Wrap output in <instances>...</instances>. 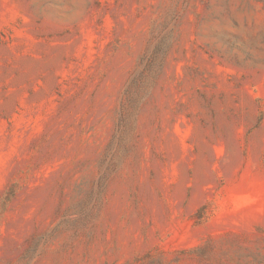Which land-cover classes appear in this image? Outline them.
<instances>
[{"label":"rangeland","instance_id":"1","mask_svg":"<svg viewBox=\"0 0 264 264\" xmlns=\"http://www.w3.org/2000/svg\"><path fill=\"white\" fill-rule=\"evenodd\" d=\"M0 264H264V0H0Z\"/></svg>","mask_w":264,"mask_h":264}]
</instances>
